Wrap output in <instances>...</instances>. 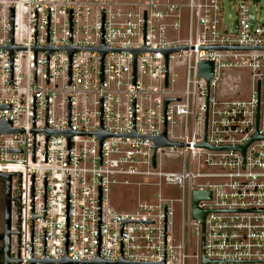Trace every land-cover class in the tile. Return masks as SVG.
<instances>
[{
	"label": "built area",
	"instance_id": "2783aa9c",
	"mask_svg": "<svg viewBox=\"0 0 264 264\" xmlns=\"http://www.w3.org/2000/svg\"><path fill=\"white\" fill-rule=\"evenodd\" d=\"M260 1L253 11L239 0H0V123L18 131L0 135L20 218L14 260L264 264ZM226 3L238 7L231 26ZM237 73L249 76L246 99L231 98ZM164 134L181 147L156 149ZM166 149L183 157L180 171L163 170ZM164 185L183 197L110 207L112 186ZM196 192L211 194L197 206L205 232Z\"/></svg>",
	"mask_w": 264,
	"mask_h": 264
},
{
	"label": "rangeland",
	"instance_id": "374dc122",
	"mask_svg": "<svg viewBox=\"0 0 264 264\" xmlns=\"http://www.w3.org/2000/svg\"><path fill=\"white\" fill-rule=\"evenodd\" d=\"M246 3L253 11H255L254 0H239V3ZM259 10L257 12L258 19L264 18V2L261 0L259 5ZM238 7L226 3L225 6V17L224 23L226 26H231L236 18ZM222 27L224 28V25ZM222 28V29H223ZM177 74L180 79V87H184L186 79L185 68H178ZM234 76H240L241 83L239 84L240 92L239 94H233L231 98H248V92L251 89V82L249 81V76L247 73H237ZM228 84H231L228 82ZM228 86L221 84L219 87V93L223 94L224 90H228ZM230 96V95H229ZM174 136L177 138L183 137V127L181 121L178 120V125L174 128ZM183 163V157L178 153H172L169 149H166L161 158V164L164 171H180ZM163 194L165 197H170L174 199H181L183 197L182 191L176 186H166L164 185L161 191L154 188H138L129 186H112L109 193V203L112 210L116 212H132L136 209L139 202L151 201L157 194ZM1 213L4 222L5 214V204L3 203L1 208ZM19 214L18 206H13L12 210V230L17 231L19 229ZM174 229L178 237L181 235V217L177 213L174 219ZM193 239L190 237L189 245H193L191 253L197 252V245L193 244ZM18 238H12V254H17L18 252Z\"/></svg>",
	"mask_w": 264,
	"mask_h": 264
},
{
	"label": "water",
	"instance_id": "95a60500",
	"mask_svg": "<svg viewBox=\"0 0 264 264\" xmlns=\"http://www.w3.org/2000/svg\"><path fill=\"white\" fill-rule=\"evenodd\" d=\"M11 18H12V27H13V11H12ZM15 49L20 50L21 48L13 47V46L11 47L12 51ZM69 52L72 55L75 52V49H69ZM106 53L107 51H103V56H105ZM200 73L202 76H205L208 80H210L213 76V64L212 63H202ZM169 102L170 101L168 100L166 103L168 104ZM14 132H18V131L13 130L10 123H0V135L1 134H11ZM106 137L107 136H102V139L104 140ZM256 139H258V137ZM202 146H206V144ZM160 147H181V145L171 143L170 141L167 140V137L164 134V136L156 140V149ZM245 149L246 148H243L242 151L245 152ZM12 177L13 176L11 174H1L0 173V179L5 182V226H6V237L8 238V241L10 240L11 235L15 234L12 231V203H13ZM209 199H211L210 193L196 192L194 194V219L202 222L204 232H205V218L207 216V212H201L197 206L200 201L209 200ZM10 262L13 264H19L18 260H11ZM204 264H208V262L205 260Z\"/></svg>",
	"mask_w": 264,
	"mask_h": 264
},
{
	"label": "flooded vegetation",
	"instance_id": "af4514ba",
	"mask_svg": "<svg viewBox=\"0 0 264 264\" xmlns=\"http://www.w3.org/2000/svg\"><path fill=\"white\" fill-rule=\"evenodd\" d=\"M3 203L5 204V182L0 179V264H13L10 261L14 260L12 256V238L15 234L11 235L9 243L8 238L6 237L5 216L3 222L1 213Z\"/></svg>",
	"mask_w": 264,
	"mask_h": 264
}]
</instances>
